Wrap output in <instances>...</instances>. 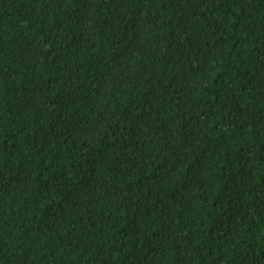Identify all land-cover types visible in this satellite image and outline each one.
I'll use <instances>...</instances> for the list:
<instances>
[{
	"label": "trees",
	"instance_id": "obj_1",
	"mask_svg": "<svg viewBox=\"0 0 264 264\" xmlns=\"http://www.w3.org/2000/svg\"><path fill=\"white\" fill-rule=\"evenodd\" d=\"M0 264H264V0H0Z\"/></svg>",
	"mask_w": 264,
	"mask_h": 264
}]
</instances>
